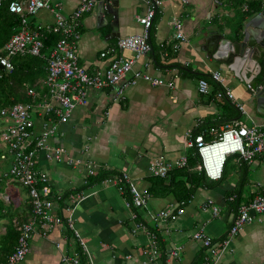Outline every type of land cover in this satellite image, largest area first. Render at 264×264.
Segmentation results:
<instances>
[{"label":"crops","instance_id":"obj_1","mask_svg":"<svg viewBox=\"0 0 264 264\" xmlns=\"http://www.w3.org/2000/svg\"><path fill=\"white\" fill-rule=\"evenodd\" d=\"M50 1L60 4V13L67 19L82 2ZM103 1L108 4L113 0H97L79 21V63L89 73H97L109 66L115 54L133 59L132 69L114 86L85 90L84 100L76 104L67 122L50 139V145L64 146L61 159L47 160L39 153L36 166L49 176L47 183L38 179L37 186L41 193L45 185L50 186L49 197L58 200L52 213L60 222H45L31 230L27 256L21 260L13 259V255L21 248L25 225L37 219L33 195L30 187L6 175L8 171L5 177L0 170V236L4 238L0 241V264H71L65 258L76 252L82 264H264L263 214L253 211L251 221L236 234L231 232L240 205L261 193L264 154H258L252 162L230 154L224 167L226 176L223 172L224 178L209 180L208 185L197 188L185 205L172 195H151L145 206L130 208L126 200L131 196L120 191L118 180L105 179L86 186L89 163L94 162L96 171L126 172L141 192H149L151 161L163 158L174 164V160L188 155L186 166L173 165L171 171L187 167L192 152L187 142L191 137L203 131L207 141L215 140L228 124L261 127L264 114L252 103V87L234 71L236 64L232 67L210 56L205 40L210 30L218 29L236 40L233 32L244 20L262 11L264 0H164L149 32L152 49L140 56L119 48L118 41L145 31L138 17L146 13L148 4L143 0H116L117 20L107 9L100 15L98 4ZM253 1L261 4L249 11ZM57 9H43L31 18L32 28L42 30L43 40L57 24ZM175 18L185 24L182 41L176 37ZM21 30L19 24L5 40L0 34V42L4 43L1 56H8L6 44ZM113 47L115 53L110 50ZM15 57L21 61L25 56ZM214 71L221 72L222 82L212 78ZM263 72L257 75L259 81ZM155 78L165 83L155 84ZM200 78L209 81L207 92L199 90ZM45 80L40 79L39 89L31 86L24 92L30 97L29 89L33 88L41 96L47 88ZM227 92L234 97L231 99ZM53 104L59 105L56 101ZM41 131L42 124L38 123L35 135ZM0 146L4 147L2 142ZM232 159L238 169L229 174L227 166ZM80 192L86 198L74 206L71 195ZM215 208L219 212L215 213ZM162 210L171 213L168 219L158 216ZM70 214L88 252L68 227ZM39 223L37 219L34 226ZM198 230L212 237V246L194 237Z\"/></svg>","mask_w":264,"mask_h":264},{"label":"built area","instance_id":"obj_2","mask_svg":"<svg viewBox=\"0 0 264 264\" xmlns=\"http://www.w3.org/2000/svg\"><path fill=\"white\" fill-rule=\"evenodd\" d=\"M143 1L148 4L149 8L144 15L138 17V20L143 24L145 31L120 38L118 41L119 48L130 49L138 56L144 55L152 49L149 32L153 26L157 10L164 2V0ZM182 1L184 3L189 2V0ZM6 2L9 3L11 12L20 16L22 30L6 44L8 56L0 57V65L7 70H13L15 66L13 58L16 55L41 56L46 58L48 70L45 80L47 93L38 96L35 90L30 88L31 100L6 106L0 112V118L4 120V125L0 131V142H5L7 146V150L0 157L4 160L11 157V168L6 175L19 179L25 186L31 188L35 214L40 220V223L34 226L37 221L35 218L32 224L25 225L23 229L21 248L13 256V259L21 260L28 251L27 238L31 230L35 231L38 226H43L45 222L54 225H58L60 222V219H56L52 213L53 206L58 200L49 197L50 186L45 185L42 193L37 186L38 179L47 183L49 176L46 171L36 168L39 151L42 149L46 153L48 152L47 156L50 159H61L65 153L64 146H52L49 144L50 139L56 135L60 126L67 122L76 104L84 100L85 90L89 87L101 89L116 85L132 69L134 60L114 54L109 66L104 71L97 73H89L85 67L80 65L77 43L81 33L77 27L83 14L91 11L96 6L97 0H82L71 19H67L60 13V4H52L50 0H0V6ZM50 8H58L56 10L57 24L52 27L51 31L60 33L61 38L49 54L45 55L43 53L45 43L42 38V30L37 26L32 28L31 18L41 10ZM173 23L176 37L182 41L185 38V24L177 18L173 20ZM178 46L179 43H176L175 47ZM110 50L113 53L116 52L114 47ZM105 55L106 52L102 53V56ZM211 73L212 78L219 82L223 81L221 72L214 71ZM153 82L155 84L165 83L160 78H155ZM198 87L202 93L207 92L209 81L206 78H200ZM122 92L123 90H120L118 94L121 95ZM227 94L231 99L234 97L231 92H227ZM53 101L59 105H54ZM38 123L42 124V131L35 135ZM187 145L200 156L199 168L204 170L207 178L218 180L223 177L224 167L230 154H238L242 160L247 162H252L258 154H264V123L261 124V127L228 124L212 141H207L202 131L191 137ZM166 161L163 158L151 161V173L155 176L167 177L172 170L171 166L183 167L187 165L188 155L174 160V164ZM89 165V174L96 175L99 171H96L97 164L90 162ZM106 179L107 181L115 180V182L118 180L120 191L125 195L128 193L131 195V199L126 200V205L130 208L145 206L148 198L151 197L147 190L141 192L134 179L126 172H115L113 177ZM261 188V193L252 201L240 205L238 216L231 228L232 234H236L242 226L252 220L253 211L264 215V182ZM1 189L0 183V192ZM85 198L86 196L82 192L72 194L71 202L74 206H78ZM217 211L219 212V209L215 208V213ZM182 212L183 210L180 208L179 213ZM170 214L168 210H162L158 216L168 219ZM173 217L175 216L173 215ZM73 224L70 214L68 227L70 226L74 234L76 233L80 239L82 249L87 251L85 241ZM194 237L202 240L205 246H212L213 244L212 237L203 230L196 231ZM212 250L214 251V249ZM67 259L71 264H82V257L78 252L72 257L67 256L65 260Z\"/></svg>","mask_w":264,"mask_h":264},{"label":"trees","instance_id":"obj_3","mask_svg":"<svg viewBox=\"0 0 264 264\" xmlns=\"http://www.w3.org/2000/svg\"><path fill=\"white\" fill-rule=\"evenodd\" d=\"M260 4L261 3L259 1L251 2L249 4V11H255L259 8ZM19 24H22L21 19L15 15V13L10 12L9 3L6 2L2 4L0 6L1 39L5 40L7 38L6 34H9V32L19 26ZM60 38V33L51 31V33L47 34L44 38L45 47L43 49V53L45 55L49 54L50 50L55 46ZM13 61L15 66L12 72L9 73L4 68V70H6V73H4L3 70L0 69V87L8 86L12 92L16 91L15 87L17 86L22 90L26 87H35L37 84H40V79L43 77L45 78L48 74L47 60L45 57L25 56L21 61H18L15 57ZM200 75H202V73H200ZM47 91L48 90L46 88L44 93H47ZM24 100H31V98L26 94V91L22 95L11 99L9 105ZM199 162V155L194 149H192L187 167L171 171L167 177L155 175L151 177L149 193L154 197L172 195L180 205H185V203H187L194 195L197 188L208 185L209 183V179L206 177L205 173L196 167ZM114 172L116 171H108L106 169L99 170L96 175H89L86 186L88 187L89 185L92 186L95 183H100ZM224 176H226L225 172ZM128 196L130 197L131 195L128 193ZM239 204L240 202L237 201L238 206Z\"/></svg>","mask_w":264,"mask_h":264},{"label":"water","instance_id":"obj_4","mask_svg":"<svg viewBox=\"0 0 264 264\" xmlns=\"http://www.w3.org/2000/svg\"><path fill=\"white\" fill-rule=\"evenodd\" d=\"M118 4L116 0L108 4L105 1L100 2L98 4L100 15H104L107 9L118 20L116 9ZM237 29L232 34L236 40L227 38L226 33L219 29L210 30L205 40L206 50L218 62H224L229 66L236 64L234 71L242 75L252 87L250 96L253 105L257 111L264 114V72L262 81L257 79V75L264 69V8L250 19L244 20Z\"/></svg>","mask_w":264,"mask_h":264},{"label":"rangeland","instance_id":"obj_5","mask_svg":"<svg viewBox=\"0 0 264 264\" xmlns=\"http://www.w3.org/2000/svg\"><path fill=\"white\" fill-rule=\"evenodd\" d=\"M4 49V43L0 42V51ZM1 70H3L4 73H6V70H4V68H0ZM37 89L40 88V85L37 84L35 86ZM16 91H10L8 86H3L0 87V111L2 110L3 107L9 105L11 99H14L15 97H18L20 95H22L24 93V90H22L20 87H15ZM4 125V120H2L0 118V129L3 127ZM3 146H0V155L2 154V151H6L7 150V146L6 143L3 142ZM6 149V150H5ZM11 159V157H9L8 159L4 160L1 159L0 157V170L1 172L4 174L5 176V171L9 172L10 168H11V160L10 162H8V160ZM237 164L236 162L232 159L228 166H227V170L229 174H232L233 172H237ZM7 177V176H5ZM8 178V177H7ZM9 181H6V185H8ZM1 227V225H0ZM4 240V238L2 236H0V241Z\"/></svg>","mask_w":264,"mask_h":264},{"label":"clouds","instance_id":"obj_6","mask_svg":"<svg viewBox=\"0 0 264 264\" xmlns=\"http://www.w3.org/2000/svg\"><path fill=\"white\" fill-rule=\"evenodd\" d=\"M62 125H63V124H62ZM62 125H61V126H62ZM58 132H59V131H58ZM58 132L56 133V135L58 134ZM60 134H61V132H60ZM57 145H58V144H57ZM49 152H50V151H49ZM39 153L42 154L47 160H50V158L47 156V153H48V152L46 153L45 150H42V149H41V151H39ZM38 156H39V154H38ZM51 160H52V159H51ZM36 168H37V166H36ZM37 169H39V168H37ZM27 252H28V251H27ZM13 256H14V255H13ZM26 256H27V253H26L25 257H26Z\"/></svg>","mask_w":264,"mask_h":264},{"label":"bare ground","instance_id":"obj_7","mask_svg":"<svg viewBox=\"0 0 264 264\" xmlns=\"http://www.w3.org/2000/svg\"><path fill=\"white\" fill-rule=\"evenodd\" d=\"M53 189V188H52ZM72 196V195H71ZM70 199V198H69Z\"/></svg>","mask_w":264,"mask_h":264}]
</instances>
